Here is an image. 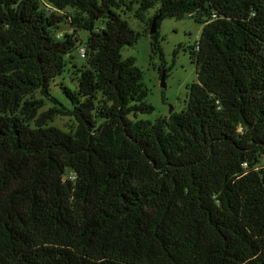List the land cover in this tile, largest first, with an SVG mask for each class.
<instances>
[{"label": "trees", "instance_id": "1", "mask_svg": "<svg viewBox=\"0 0 264 264\" xmlns=\"http://www.w3.org/2000/svg\"><path fill=\"white\" fill-rule=\"evenodd\" d=\"M185 17V110L139 119L123 51L150 36L167 77ZM0 264H264V0H0Z\"/></svg>", "mask_w": 264, "mask_h": 264}, {"label": "rangeland", "instance_id": "2", "mask_svg": "<svg viewBox=\"0 0 264 264\" xmlns=\"http://www.w3.org/2000/svg\"><path fill=\"white\" fill-rule=\"evenodd\" d=\"M151 12L148 14L150 16ZM127 21L138 32H143L145 25L136 19L132 14L126 16ZM203 31V25L197 23L194 19L185 17L182 20L165 19L162 22L160 35L162 48L166 57L165 67L168 76L165 78L166 88L161 86L163 77L160 73L161 60L152 59L151 38L142 36L140 41L132 46L126 47L123 51L124 58L134 57L136 64L144 72V81L150 89L147 101L155 107L153 113L139 115V119L155 122L160 117L169 116L171 112H180L185 110L188 101L189 85L197 81L196 66L192 60L190 51L199 40ZM86 37L87 33L82 32ZM76 62L81 65L84 59L76 52ZM56 80V86L53 87L52 94L61 102H65ZM50 102L44 107L43 111L50 107ZM51 125L57 128L70 131L75 127V121L71 117H57Z\"/></svg>", "mask_w": 264, "mask_h": 264}, {"label": "water", "instance_id": "3", "mask_svg": "<svg viewBox=\"0 0 264 264\" xmlns=\"http://www.w3.org/2000/svg\"><path fill=\"white\" fill-rule=\"evenodd\" d=\"M157 30V28H156V26H155V20H154V22H153V29L150 31V33H155V31ZM165 76L163 75V77L161 78V80H162V83H161V86L163 87V88H166V83H165ZM172 113V112H171Z\"/></svg>", "mask_w": 264, "mask_h": 264}]
</instances>
